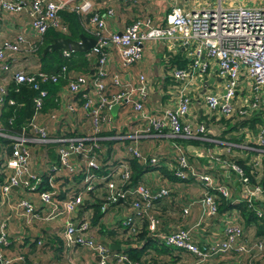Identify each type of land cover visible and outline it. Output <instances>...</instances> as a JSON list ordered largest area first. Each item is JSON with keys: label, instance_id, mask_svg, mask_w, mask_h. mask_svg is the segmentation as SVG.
<instances>
[{"label": "built area", "instance_id": "built-area-1", "mask_svg": "<svg viewBox=\"0 0 264 264\" xmlns=\"http://www.w3.org/2000/svg\"><path fill=\"white\" fill-rule=\"evenodd\" d=\"M223 1L217 0L214 6L194 10H182L174 6L163 24L155 25L148 17L137 16L121 31H109L105 20L112 15L111 9L107 8L102 13L93 6V0H0V16L24 13L28 20L26 34L19 33L13 40L4 39L0 42V70L8 68L6 60L10 55L20 51L28 53L35 51L36 42L48 26L63 31L64 27L60 25L56 14L57 10L62 8L86 16V27L94 39L88 54L95 57L96 61L92 74H75L65 85L72 99L66 105V110L78 112L88 119L91 129L89 134L48 135L44 125L35 120L38 113L34 114L28 124L30 137L24 134L8 135L0 131L1 137L10 140L8 155L3 157L0 202L18 210L26 223L34 220H52L60 215H73L75 220L73 222L68 220L64 224L61 233L63 245L70 248L75 246L87 248L94 255L96 264H141L139 261H130L123 253L110 249L95 237L96 228L90 227L88 219L78 216L77 212L84 203L87 192L96 190L94 185L101 182L99 189L103 193L98 202L99 210L104 212L110 205L128 199L129 212L119 219L120 224L127 227L130 232H134L137 225L145 220L146 229L151 237L166 246L186 253L195 259V263H204L216 255L225 254L258 261L263 255L261 242L249 243L239 239V224L231 223L229 217L223 229V240L199 247L191 239L187 229L178 227L168 233H161L158 230L159 219L154 204L168 197L167 187L150 189L142 183L126 186L130 173L123 161L112 164L110 171L105 175L98 176L93 172L99 166L96 159L97 152L105 148L100 142L121 141L125 137L115 130L110 116V107L113 104H129L136 118L146 121L145 130L148 131L151 127L156 134H161L162 130L166 129L171 137L193 139L206 131L203 123L193 126L183 120L189 112L188 93L192 80L206 73L207 65L204 59L208 58L215 62L216 76L221 85V89L206 93L200 98L208 119L214 115L230 117L234 112L245 115L246 107L256 109L264 106V5L223 7L221 6ZM28 34H31L35 40L30 41L27 38ZM155 40L176 42L187 50L189 60L186 68H173L169 71V76L175 82L174 100L171 106L163 108L157 116L147 113L144 109L143 103L148 93V85L142 74H137L135 85H129L128 82H121L117 72L109 73L106 69L111 49L117 56L118 68L124 71L141 58L143 43ZM61 72L64 73V67L61 68ZM57 76L58 74L41 71L20 70L13 73L12 80L15 83H26L37 90L39 83L54 82ZM107 76H109L110 88L104 81ZM242 77L249 80L252 95L250 101L246 96L245 104L236 108L235 97ZM4 94L5 87L0 86V103ZM44 95V90H38L33 98L35 111L41 107ZM101 130H115V133L99 136L97 133ZM255 142L263 146L261 151L264 152V126L259 128ZM28 143L55 146L56 163L52 164L42 159V163L45 164L43 172L49 174L47 183L50 190L36 191L41 179L40 173L35 174L29 170L31 151ZM125 151L136 157L139 162L144 163L146 160L135 146L129 145ZM171 152L176 163V167L172 169L173 176L178 179L191 176L201 183L204 188L201 202L206 207L208 216L215 215L214 194L209 193V190L228 199L231 196L225 184L216 182L211 174L196 172L188 163L183 147L178 143L174 142L171 145ZM211 159L212 163L217 160L215 156H211ZM147 160L149 165L157 163L154 156L148 157ZM223 165L225 171L222 173L225 176L228 171L237 175V180L241 184V200L253 209L256 217L264 220V210L256 208L255 204L264 200L263 189L257 185H249L237 165L233 163ZM81 168L84 169V176L79 183L64 188L59 187L58 180L54 181L57 177H71ZM12 188L36 194L40 203L46 207V211L43 214L37 213L34 206L24 198L10 202ZM58 190L63 193L61 198L56 197ZM181 213L186 215L187 208L183 207ZM7 241L5 221L2 220L0 264L11 262L2 255V249ZM181 264L189 263L184 261Z\"/></svg>", "mask_w": 264, "mask_h": 264}, {"label": "crops", "instance_id": "crops-1", "mask_svg": "<svg viewBox=\"0 0 264 264\" xmlns=\"http://www.w3.org/2000/svg\"><path fill=\"white\" fill-rule=\"evenodd\" d=\"M227 1H232V4L225 7L264 5V0ZM216 4L217 0L215 3L214 0H93V6L100 12L103 13L107 8L111 9L112 15L105 20L109 31H121L125 25L137 16H146L155 25L163 24L174 6H178L182 10H194ZM7 15L2 14L0 18V42L4 39L13 40L15 35L28 32V20L24 13L13 16ZM178 51H181L188 59L187 50L176 42L146 41L142 45L141 58L128 69L121 71L118 68L117 56L111 49L106 69L109 73L117 72L121 82H128L129 85H135L137 74H142L148 85V93L143 103L144 109L147 113L157 116L160 115L163 108L171 106L174 100V82L172 79H166V76H169V70L166 69L164 64L167 54ZM29 55L31 54L28 52L20 51L7 58L8 68L0 70V86L5 87L12 80L14 72L20 70L24 72L38 71L37 60L32 65L27 57ZM204 60L207 65L206 73L196 76L192 80L190 92L188 93L190 96L189 112L183 118L193 126L200 123L205 124L206 131L203 134H198L196 138H174L168 135L166 129L162 130L161 134H156L151 127L146 131V121L138 120L129 104L117 105L114 114L110 113L115 130L125 136L119 143V156L126 157L128 153L125 149L130 145L135 146L145 157L154 156L157 159L155 166L145 164V168H142L136 183H142L150 189L164 186L169 190L168 197L155 207L156 215L161 224L158 230L161 233H167L178 227L187 229L191 239L199 247L223 240V229L228 223V217L231 223L239 224L240 219L234 209L230 212L224 211L208 216L206 207L201 202L204 190L201 183L191 176L184 181L170 177V171L176 164L171 157V145L174 142L181 143L187 161L193 169L196 172L210 173L216 182L225 184L231 196L228 199L236 202L242 198L240 194L241 184L237 180V175L232 171L227 172L226 176L228 178L226 179L225 174L222 173L225 171L223 165L225 162L221 156L230 152L231 148H233V151L239 149L237 153L242 157L245 155L243 151L254 150L253 146L248 147V144L245 143L249 142L254 145L256 134L259 128L264 125V122L260 125L259 123L254 124L251 129L247 125L246 128H241L237 133L227 131L223 134L221 132L227 130L231 123L224 125L223 121L214 120L211 123L208 120V114L200 98L206 93L221 89V85L216 76L215 62L208 58ZM104 81L110 88L109 76ZM237 88L236 108H240L245 104L244 98L246 96L249 101L251 100L249 80L242 77ZM71 100L70 94L63 86L57 93L56 108L36 114L35 120L44 125L48 135L67 136L69 134L87 135L90 133L91 129L87 118L82 117L78 112H68L66 110V105ZM245 109V115L252 116V114H256L255 116L262 118L264 121L263 117L257 115L258 112L252 113L253 109L247 107ZM260 112L264 114V108L261 107ZM219 117L213 116L214 119ZM229 122L232 121L229 120ZM233 136L240 139L241 142H230L228 139ZM2 151L3 148L0 146V174L3 171L4 156ZM42 155L43 150L39 146L32 147L28 166L29 170L35 174L42 173L44 170L45 164L42 163ZM211 156H215L217 159L214 163L211 161ZM138 164L140 166L144 165L142 162ZM18 198L27 199L39 214L46 211V207L40 203L36 194L12 188L9 201L13 203ZM261 202L257 201V204L261 205ZM118 203L119 205L109 209L106 216L101 217L100 224L102 228L112 227L111 224L129 212L128 199ZM183 207L187 208L186 215L181 213ZM2 220L5 221V232L8 240L2 249V255L11 260L10 264H96L94 255L87 248L81 246L70 248L63 245L61 233L66 221L73 222L75 220L73 215H60L52 220H34L26 223L18 210L0 202V222ZM244 230L250 236L253 232V224L250 223L244 226ZM105 231L96 233L95 237L107 246L110 244L118 245L119 248L113 250H119L121 245L115 233ZM178 254L180 259L189 264H264V262L259 263L246 257H231L229 254L216 255L204 263H195V259L191 256L178 252L177 257Z\"/></svg>", "mask_w": 264, "mask_h": 264}, {"label": "trees", "instance_id": "trees-1", "mask_svg": "<svg viewBox=\"0 0 264 264\" xmlns=\"http://www.w3.org/2000/svg\"><path fill=\"white\" fill-rule=\"evenodd\" d=\"M57 16L59 19L60 25L64 27V30L56 29L54 27L48 26L40 39L36 42V49L33 52H30L31 55L36 56L38 63V71L45 72L48 74H58L56 81H48L46 83H39L38 89L34 90L30 85L26 83H15L11 80L5 86V94L3 95L2 101L0 103V131L8 135H21L31 136L28 132V124L31 121L32 117L36 113H44L50 109L56 108L57 102V93L61 87L65 86L69 79H72L75 74H92L96 61L95 57L90 56L87 52L79 51H66L64 53L59 49H47L42 53V49L52 42L53 38L63 37L69 38L72 40H78L79 35H84L86 37H92L88 28L86 27V16H81L76 14L73 11L68 10L67 8H62L57 10ZM189 60L185 58L184 54L181 51L175 53H169L165 58V66L167 70L173 68H186L188 66ZM64 67V73L62 74L61 68ZM166 79H171L170 76H166ZM174 82V81H173ZM175 85V82H174ZM38 90H44L45 95L42 98L41 107L35 111L33 98L37 95ZM11 101L12 103H9ZM264 108V106H262ZM258 112L257 115H260L264 119V114L260 112V108L253 109L252 113ZM256 115V114H255ZM251 115H243L240 113H233L230 117L220 116L217 119L210 117L208 120L212 123L214 120L223 121L224 125L231 123V126H228L227 130L221 132L225 134L227 131H234L237 133L241 128H246L249 126V129L254 127V124H262L264 121L262 118ZM232 121V122H229ZM264 126V125H263ZM23 131V133H22ZM115 133V130H101L97 134L99 136L111 135ZM203 134V133H202ZM81 135V134H69L67 136ZM57 136V135H56ZM189 140V139H188ZM232 143H240L241 140L235 138L228 139ZM122 141V140H121ZM193 141V140H192ZM10 140L4 137H0V146L3 148V156L8 155ZM105 146L103 151L97 152L96 159L99 164L97 170L93 171L96 175H105L110 171L112 164L117 163L118 161H123L129 169V179L126 183V186H133L136 184L139 174L142 171V168H145V164L148 162V157H145V162L143 166H140L136 157L128 155L126 157L119 156V143L120 140H104L100 142ZM182 146L181 143L176 142ZM231 143V144H232ZM248 147L254 148V150H246L244 156L238 155L239 149H230V152H227L221 157L224 158L225 163H233L237 165L243 177L247 179L249 185L260 186L264 191V152L262 145H254L252 143L246 142ZM30 151L33 146H39L43 150V157L47 162L55 164L57 161V156L53 150L54 144H32L28 143ZM183 147V146H182ZM259 150V151H256ZM173 161L174 157L171 155ZM257 163V166H255ZM155 166V165H153ZM176 165L173 167L175 168ZM206 173V172H205ZM210 174V173H206ZM3 173L0 174V182L2 180ZM84 176V169L81 168L76 172L75 175L71 177H57L54 181H59V187L67 188L72 186L74 183H79V181ZM170 177L176 178L170 171ZM49 174L46 172L40 173L41 182L38 184L36 191L41 190H50L48 182ZM188 178V177H187ZM187 178L178 179L186 180ZM102 183H96L94 186L97 188L94 191H89L85 195L84 203H82L78 210L79 217H86L90 223V227L96 228V233L112 232L118 238L121 248L119 250H114L115 252L123 253L130 261H139L141 264H181L184 262L183 259H180L179 254L177 257L178 249H175L170 246L164 245L162 242L156 238L151 237L148 234L146 229V222L142 220L140 225H137L134 232H130L127 227H124L120 224V219L116 220L112 227L102 228L100 224V219L103 216L107 215V212L111 207L119 205V203H114L110 205L108 209L104 212H101L98 207L99 199L102 196V190L99 189ZM203 187V186H202ZM209 193L214 194V201L216 203V214L223 213L224 211L230 212L234 209L239 216V227H240V237L239 239L246 240L249 243L261 242L263 246V255L259 263L264 262V220L256 217L253 209L249 208L245 201L225 199L212 190H209ZM63 193L57 191L56 197L61 198ZM164 200V199H163ZM162 200V201H163ZM161 202V201H160ZM154 204V209L157 204ZM262 204H256V208L264 210V200ZM89 209V211H88ZM87 214H86V213ZM84 213V214H82ZM252 223L253 232L250 236L245 233L244 226ZM96 226V227H95ZM161 226L159 222V227ZM100 227V228H99ZM109 229V230H108ZM173 231V230H172ZM168 233V232H167ZM133 246H131V244ZM184 253V252H182ZM186 254V253H185ZM230 255V254H229ZM237 255L231 254V257ZM180 259V260H179Z\"/></svg>", "mask_w": 264, "mask_h": 264}, {"label": "water", "instance_id": "water-1", "mask_svg": "<svg viewBox=\"0 0 264 264\" xmlns=\"http://www.w3.org/2000/svg\"><path fill=\"white\" fill-rule=\"evenodd\" d=\"M94 39L91 37H86L84 35H79L78 40H72L69 38L56 37L52 39V42L46 45L42 49V53H44L47 49H59L62 51H79V52H87L93 46ZM117 108L116 104H113L110 107V113L114 114ZM226 179L228 178L225 176ZM110 249H118V245H108Z\"/></svg>", "mask_w": 264, "mask_h": 264}, {"label": "rangeland", "instance_id": "rangeland-1", "mask_svg": "<svg viewBox=\"0 0 264 264\" xmlns=\"http://www.w3.org/2000/svg\"><path fill=\"white\" fill-rule=\"evenodd\" d=\"M251 1V0H250ZM253 1H256V0H253ZM216 2V0H214V3ZM260 3H261V1H260ZM232 4V1H227V0H224L222 3H221V6H223V7H225V6H228V5H231ZM249 5H251L250 3H248ZM2 16V15H1ZM1 16H0V18H1ZM7 16H13V15H10V14H8ZM28 39L30 40V41H33V40H35V38L31 35V34H28ZM28 57V60H29V62L32 64V65H34L35 63H36V59H35V55L33 54V55H29V56H27ZM262 259V257L258 260V262H260V260ZM254 261H256L257 262V260H254ZM242 263V262H241Z\"/></svg>", "mask_w": 264, "mask_h": 264}]
</instances>
